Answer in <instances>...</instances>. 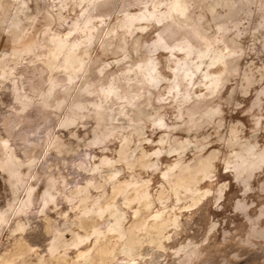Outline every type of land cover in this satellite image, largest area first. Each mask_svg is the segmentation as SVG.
<instances>
[{
  "label": "rangeland",
  "instance_id": "374dc122",
  "mask_svg": "<svg viewBox=\"0 0 264 264\" xmlns=\"http://www.w3.org/2000/svg\"><path fill=\"white\" fill-rule=\"evenodd\" d=\"M49 2L0 8V264H177L187 241L190 263L264 264V162L250 188L225 162L264 147V0ZM183 181L212 194L163 248L149 224Z\"/></svg>",
  "mask_w": 264,
  "mask_h": 264
},
{
  "label": "bare ground",
  "instance_id": "6f19581e",
  "mask_svg": "<svg viewBox=\"0 0 264 264\" xmlns=\"http://www.w3.org/2000/svg\"><path fill=\"white\" fill-rule=\"evenodd\" d=\"M29 0H0V4H1V9L4 8V4L3 2L6 3V6L7 4L12 6V8L14 9H18V8H21L22 6L26 5L28 3ZM84 1H89V0H50L49 4H51L52 7L56 6V7H61V6H65V5H68V4H79V3H82ZM63 8V7H62ZM61 8V9H62ZM54 11V10H53ZM58 15V12L56 13ZM152 14V13H150ZM60 16V15H59ZM149 14L148 15H145V14H140L137 18L140 20V19H143V18H148ZM135 17V16H134ZM136 18V19H137ZM150 18V17H149ZM154 18V17H153ZM135 20V19H134ZM159 20V19H158ZM144 21V20H143ZM146 21V20H145ZM149 21V20H148ZM159 40H157V37L154 39V42H155V46L157 47L158 44H160L158 42ZM153 55V54H151ZM173 55V54H172ZM68 63L70 65H72L73 67H77L79 64L78 62H76L75 60H70L68 59ZM172 65V64H171ZM175 64H173L174 66ZM172 68V67H171ZM210 81V80H209ZM207 83V82H206ZM167 130V129H166ZM165 133V131H164ZM168 133V132H167ZM162 142V141H161ZM107 149V147H105ZM247 153V149L244 150L242 153H237L235 155H232V154H229L227 157H226V163H230V164H233L234 167L235 166H239V170H238V174L240 175V180L243 181V187L244 188H247L249 187L250 185V179H251V175H252V172H253V169L255 170L258 166H260L263 162H264V147H262L261 149H252L248 154ZM179 158V157H178ZM209 159L208 160H204V158L200 159L199 162H200V165L196 166L198 167L199 169V173H202L204 171L207 170V167L209 166ZM181 162V161H180ZM179 161H176V167L181 164ZM182 162V165L179 166V168L177 169V173H180V175L183 174L184 170H187L189 169L192 164H188V163H184ZM197 163V162H196ZM150 165V164H149ZM148 166V165H147ZM142 168V167H141ZM140 168V169H141ZM232 167L230 166V169ZM237 168V169H238ZM236 172V170H235ZM182 173V174H181ZM232 173V172H231ZM234 173V171H233ZM197 175V174H196ZM195 176V174H194ZM197 177V176H196ZM189 179V178H187ZM178 180V178H177ZM179 180H181V178H179ZM165 181V180H164ZM77 183V182H76ZM190 181H183L180 185H182V189L181 190L182 192L181 195H178V199L180 197V200L182 201V203L180 202V204H170V206L168 207L167 211L165 212L166 214V217L163 218L162 216V219H158L157 218V215H154V218L152 219V221L150 222L149 225L152 226V228L154 229V232L156 234V238L158 240V242L161 244V246L163 248H166V247H169V245L166 244L165 241L169 240L171 235L168 234V233H165V231L162 229V224L167 221V220H170L169 218L172 217V216H176L177 219H179V215L182 214V211L184 208H188L190 207L191 205L197 203L198 201L202 200L205 196H207L209 193L212 194V189L210 188H203V189H195L193 190L192 188L190 192H187L186 191V188L189 185ZM192 184V183H191ZM241 184V183H240ZM117 185V183H116ZM146 183H143V184H137L135 181L133 180H127L125 183H124V187L125 189L127 190L128 194H130L134 201H136V203L139 204V208L141 209H147L151 203L152 200H154V196L153 195V191L150 192L147 188H146ZM223 185V184H222ZM222 185H219L218 187L219 188H216L215 189V194L214 196L216 198H219L221 196V189ZM72 186V185H71ZM115 186V185H114ZM241 186V185H240ZM251 186V185H250ZM149 187V186H148ZM163 184L161 185L160 189L158 190L157 189V192H156V197L157 199H161L162 196H163ZM250 188V187H249ZM78 189V188H77ZM84 189V186L81 187L79 190H83ZM74 190V189H73ZM79 190H74V191H70L72 193H75ZM190 190V189H188ZM241 190H242V186H241ZM125 191V190H124ZM123 191V192H124ZM214 191V190H213ZM122 192V191H121ZM126 192V191H125ZM244 193V191H243ZM104 194V193H103ZM77 195V194H76ZM70 196V195H69ZM81 196V195H80ZM85 197V196H84ZM127 197V195H126ZM64 198V197H63ZM63 200V199H62ZM132 201V199L130 200V202ZM243 201V200H242ZM169 202V201H168ZM179 202V201H178ZM51 205V204H50ZM54 205V204H53ZM161 206V205H160ZM134 207V206H133ZM136 208V209H135ZM134 209V212L136 213L137 211V207H135ZM138 208V209H139ZM101 209V208H100ZM177 209V210H176ZM75 210V209H74ZM152 210V209H151ZM261 210L263 211L264 210V207L261 208ZM76 211V210H75ZM74 211V212H75ZM100 211V210H99ZM148 211V210H147ZM163 213V212H162ZM44 215V214H43ZM147 215V214H146ZM45 216V215H44ZM153 216V215H152ZM161 216V214H160ZM181 216V215H180ZM17 217V216H16ZM140 217V216H139ZM72 218V216H71ZM183 218V216H182ZM181 218V219H182ZM74 219V218H73ZM140 219V218H139ZM256 218H254V223L252 225V229L254 230V234L257 233L258 235L260 236H263L264 237V227L260 226L258 223H256ZM16 221V220H15ZM141 221V220H139ZM14 223V222H13ZM17 222H15L16 224ZM72 223V222H71ZM77 224V223H76ZM172 224V223H171ZM96 225V224H95ZM138 225V224H137ZM135 225V229L137 231L138 229V226ZM19 226V225H18ZM137 226V228H136ZM122 227V226H121ZM150 227V226H149ZM123 228V227H122ZM213 228V226L211 227ZM210 228V229H211ZM15 229H16V226H15ZM79 229V228H78ZM80 231V230H79ZM99 231V230H98ZM93 232V230H92ZM102 232V231H101ZM123 232V229L121 231V233ZM95 233V232H94ZM106 233V232H105ZM78 234H80L78 232ZM81 235V234H80ZM92 235V234H91ZM89 235V236H91ZM123 235V233H122ZM88 236V237H89ZM249 236V235H248ZM79 237V236H78ZM121 237V235L119 236ZM124 237V236H123ZM80 240V239H79ZM78 240V241H79ZM83 240V238L81 239ZM86 240V239H85ZM91 240V239H90ZM84 241V240H83ZM83 241L81 242L83 244ZM80 242V241H79ZM98 242V240H97ZM78 243V242H77ZM92 243V242H91ZM99 243V242H98ZM184 244H179L181 245L180 247H177L175 249L172 248V249H175L173 251H175L176 254H179L178 256V263L177 264H193L194 262L190 263V261H192V259H194V257H197L198 253L200 252L199 249H198V242H197V245L193 242H183ZM129 245V244H128ZM119 246V245H118ZM127 246V245H126ZM174 246V245H173ZM178 246V245H177ZM129 248V247H128ZM171 248V246H170ZM89 252L91 251V249H89ZM94 253V252H93ZM104 253V252H103ZM87 255V253H86ZM88 256V255H87ZM92 256V255H91ZM93 258V257H92ZM92 261V260H91ZM86 262V261H83V263ZM139 264V263H137ZM195 264V263H194Z\"/></svg>",
  "mask_w": 264,
  "mask_h": 264
}]
</instances>
